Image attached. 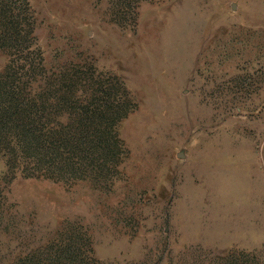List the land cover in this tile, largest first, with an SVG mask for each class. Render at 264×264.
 <instances>
[{
  "label": "rangeland",
  "instance_id": "374dc122",
  "mask_svg": "<svg viewBox=\"0 0 264 264\" xmlns=\"http://www.w3.org/2000/svg\"><path fill=\"white\" fill-rule=\"evenodd\" d=\"M14 1L30 47L0 49V74L31 62V85L67 72L80 95L112 80L135 108L113 170L55 180L0 159V264L77 237L102 264H264V0Z\"/></svg>",
  "mask_w": 264,
  "mask_h": 264
},
{
  "label": "trees",
  "instance_id": "16d2710c",
  "mask_svg": "<svg viewBox=\"0 0 264 264\" xmlns=\"http://www.w3.org/2000/svg\"><path fill=\"white\" fill-rule=\"evenodd\" d=\"M21 6L0 0V49L9 51L14 61L31 40V24L21 18L28 4L26 11ZM9 69L0 74V159L6 160L9 172L68 181L113 170L120 163L124 149L116 125L135 105L112 80L90 88L84 80L80 95L72 84L80 80L67 72L45 76L34 86L37 80H29V74L34 75L36 66L31 62L22 66L21 75ZM57 246L46 262L31 264H102L81 237Z\"/></svg>",
  "mask_w": 264,
  "mask_h": 264
}]
</instances>
